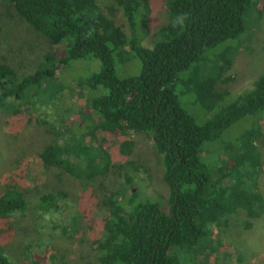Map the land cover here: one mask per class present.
<instances>
[{
    "label": "trees",
    "instance_id": "1",
    "mask_svg": "<svg viewBox=\"0 0 264 264\" xmlns=\"http://www.w3.org/2000/svg\"><path fill=\"white\" fill-rule=\"evenodd\" d=\"M51 45L64 44L62 55L49 52L36 73L20 78L9 65L0 63V108L26 110L45 96L55 98L63 85L58 72L72 61L98 60V72L78 80L89 95L83 112L84 133L65 135L55 129L56 140L41 153L45 168L57 167L80 179L109 177L125 179L105 197L109 211L105 234L92 240L100 264H183L180 256L197 255L209 243V229L227 227L229 216L239 210L251 219L264 210V197L249 173L261 168L255 129L242 135L225 151V163L210 167L201 160L203 147L218 140L235 123L264 112V74L234 103L219 107L204 125H198L182 107L176 93L180 74L217 46L240 37L245 31V13L251 0H168L169 21L154 35L152 47L143 46L136 30L150 33L152 0H115L131 34L107 17L97 0H1ZM141 62L139 74L123 78L116 63L131 57ZM226 53L214 63L195 68L205 76L192 87L198 101L210 112L226 93L216 85L229 68ZM136 66H138L136 64ZM201 75V76H202ZM47 93V94H46ZM27 107V108H26ZM148 134L163 156L165 179L170 188V211L160 202L142 201L132 189L128 166L116 165L109 147L98 141V133ZM133 143L125 141L122 154L129 158ZM116 176V178H117ZM105 187V186H104ZM105 189V188H104ZM68 194L59 191L42 196L45 211L61 210ZM27 210V201L9 186L0 194V236L10 233L9 222ZM251 218V219H250ZM224 230V229H223ZM180 253V254H179ZM52 258L54 255H50ZM31 254V264H47ZM189 261L188 259L185 260ZM0 264H17L0 244Z\"/></svg>",
    "mask_w": 264,
    "mask_h": 264
},
{
    "label": "rangeland",
    "instance_id": "2",
    "mask_svg": "<svg viewBox=\"0 0 264 264\" xmlns=\"http://www.w3.org/2000/svg\"><path fill=\"white\" fill-rule=\"evenodd\" d=\"M97 2L107 17L131 34L115 0ZM152 5L149 36L144 27L136 30L146 47L153 46L154 35L169 21L168 0H152ZM244 19L246 27L240 37L208 50L205 61L194 63L180 74L176 93L182 107L198 125H204L219 107L234 103L240 95L251 90L254 82L264 74V0H251ZM64 47V44L51 45L11 5L0 0V63L11 66L20 78L36 73L50 51L60 57ZM224 52L230 58L229 68L224 71L223 80L217 83L216 91L226 95L210 112L192 91L194 84L205 75L201 71L193 72L195 68L210 66ZM100 68L98 60L72 61L58 72L56 82L62 84L63 89L55 98L45 96L37 105L28 106L26 110L20 108V113L16 111L17 106L0 108V194L9 186L16 187L27 201L25 213L9 222L12 231L0 236L6 254L17 264H31L27 260L31 254L43 262L46 258L47 264H100L99 252L92 240L105 234L104 220L109 214L104 205L105 197L118 185H123L125 179L118 178L117 170L115 176L108 175L111 178L80 179L57 167L45 168L40 158L44 149L56 140L55 129L65 135L84 133L82 113L87 112L90 99L79 88L78 80ZM141 68L135 56L127 63H116L117 74L123 78L139 74ZM251 129L259 133L256 146L261 168L252 170L249 177L251 182L257 183L264 197V112L241 119L218 140L205 144L201 160L210 167L223 165L227 147L236 145ZM129 140L133 143L132 154L126 158L122 145ZM98 141L109 147L117 166L133 161L128 166L133 177L131 186L142 201L160 202L166 212L170 211L171 191L165 179L163 156L156 151L148 134L127 136L120 132H99ZM59 191L68 194L67 205L59 211L43 210L40 207L42 196ZM247 219L248 213L239 210L229 216L227 227H211L210 241L197 255L187 254L185 258L179 253L183 264H264V210L258 217L250 218L249 229L245 228ZM4 228L6 226H0ZM186 259L189 261L185 262Z\"/></svg>",
    "mask_w": 264,
    "mask_h": 264
}]
</instances>
